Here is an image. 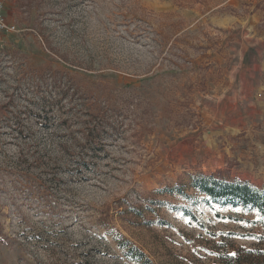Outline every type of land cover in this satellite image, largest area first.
Returning <instances> with one entry per match:
<instances>
[{
    "label": "rangeland",
    "instance_id": "1",
    "mask_svg": "<svg viewBox=\"0 0 264 264\" xmlns=\"http://www.w3.org/2000/svg\"><path fill=\"white\" fill-rule=\"evenodd\" d=\"M0 2V264H264V0Z\"/></svg>",
    "mask_w": 264,
    "mask_h": 264
},
{
    "label": "trees",
    "instance_id": "2",
    "mask_svg": "<svg viewBox=\"0 0 264 264\" xmlns=\"http://www.w3.org/2000/svg\"><path fill=\"white\" fill-rule=\"evenodd\" d=\"M70 135L73 136V133H71ZM77 140H78L77 138L72 140L74 145L78 143ZM80 164L81 166L84 167L87 166V162H84L83 160L80 162ZM207 181H208L207 179H203V184H199L197 188H200L203 191V193H205L207 196H209L212 199L216 200L221 197L233 198V199H237L242 206L254 204V201L251 202L250 199L255 197V195H257V192H252L249 188H247L246 185H239V184L223 185L221 192H218L216 190V186L219 183L216 180H210V183H212L211 186L204 185V182Z\"/></svg>",
    "mask_w": 264,
    "mask_h": 264
},
{
    "label": "built area",
    "instance_id": "3",
    "mask_svg": "<svg viewBox=\"0 0 264 264\" xmlns=\"http://www.w3.org/2000/svg\"><path fill=\"white\" fill-rule=\"evenodd\" d=\"M8 32L10 33L15 32V27L9 26L8 24H6L3 11H2V3L0 2V45L3 40V34L8 33Z\"/></svg>",
    "mask_w": 264,
    "mask_h": 264
}]
</instances>
